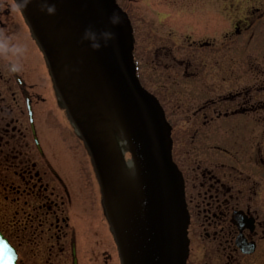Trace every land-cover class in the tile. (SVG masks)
Wrapping results in <instances>:
<instances>
[{"label": "flooded vegetation", "instance_id": "af4514ba", "mask_svg": "<svg viewBox=\"0 0 264 264\" xmlns=\"http://www.w3.org/2000/svg\"><path fill=\"white\" fill-rule=\"evenodd\" d=\"M0 31L27 45L21 72L0 57V233L17 264H122L90 158L61 123L44 57L15 0H0ZM195 43L157 48L151 74L145 57L137 60L141 81L168 84L165 111L189 215L187 264H264V149L224 139L228 122L251 119L264 105L255 111L252 78L237 71L244 60L224 61L220 40ZM254 161L263 174H247Z\"/></svg>", "mask_w": 264, "mask_h": 264}, {"label": "water", "instance_id": "95a60500", "mask_svg": "<svg viewBox=\"0 0 264 264\" xmlns=\"http://www.w3.org/2000/svg\"><path fill=\"white\" fill-rule=\"evenodd\" d=\"M20 9L46 61L59 106L84 143L122 264H187L189 215L182 173L173 160L172 127L160 101L137 75L132 22L117 0H39ZM118 11L122 23L110 25ZM110 29L99 50L84 30ZM103 45L105 38L97 35ZM131 160L126 162V155ZM0 264L17 254L0 233Z\"/></svg>", "mask_w": 264, "mask_h": 264}, {"label": "rangeland", "instance_id": "374dc122", "mask_svg": "<svg viewBox=\"0 0 264 264\" xmlns=\"http://www.w3.org/2000/svg\"><path fill=\"white\" fill-rule=\"evenodd\" d=\"M117 2L132 20L137 39L135 58L137 61L138 58L145 57L141 64L146 74H151L150 63L157 48L177 45L187 47L188 43L193 46L194 42L198 46L204 42L220 40L224 61L244 60L245 66L238 67L237 71L252 78V81L248 82L254 86L255 111L263 107L264 0H117ZM197 48L191 47L193 57L194 54L197 56L195 59L199 58ZM146 78L143 77L142 83L159 97L166 110L169 107L167 82L162 80L156 82ZM177 96L180 102L183 101L181 92ZM61 114V123L66 129L68 120L64 117V111L61 110ZM227 125L224 139L228 140V143H246L253 146L256 153L258 150L263 151L264 110L253 114L251 119L236 117ZM130 160L131 156L127 154L126 162ZM85 161L90 170L91 166L86 156ZM252 165L253 167L246 169L247 174H263L261 166L259 167L256 161Z\"/></svg>", "mask_w": 264, "mask_h": 264}, {"label": "clouds", "instance_id": "9594fccd", "mask_svg": "<svg viewBox=\"0 0 264 264\" xmlns=\"http://www.w3.org/2000/svg\"><path fill=\"white\" fill-rule=\"evenodd\" d=\"M23 7L33 3V0H19ZM39 9L41 12H46L53 15L56 12V4L51 0H39ZM110 25L116 26L122 23V17L118 11H113L108 17ZM105 38L102 45L97 40V35ZM115 34L110 29L96 30L94 26H89L84 30L82 42L87 41L94 50H99L102 46H107L108 43L114 39ZM27 53V45L15 33L8 31H0V57H3L7 62L9 71L13 73L21 72L24 68V58Z\"/></svg>", "mask_w": 264, "mask_h": 264}]
</instances>
